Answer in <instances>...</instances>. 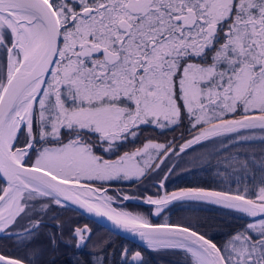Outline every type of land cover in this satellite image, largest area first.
<instances>
[{
  "label": "snow or ice",
  "instance_id": "1",
  "mask_svg": "<svg viewBox=\"0 0 264 264\" xmlns=\"http://www.w3.org/2000/svg\"><path fill=\"white\" fill-rule=\"evenodd\" d=\"M181 127L182 143L127 147ZM205 143L232 181L168 191L165 161ZM149 177L151 194L109 187ZM176 203L242 222L218 242L199 221L153 223ZM121 231L179 264H264V0H0V264H55L61 246L69 264H150Z\"/></svg>",
  "mask_w": 264,
  "mask_h": 264
},
{
  "label": "trees",
  "instance_id": "2",
  "mask_svg": "<svg viewBox=\"0 0 264 264\" xmlns=\"http://www.w3.org/2000/svg\"><path fill=\"white\" fill-rule=\"evenodd\" d=\"M153 130L156 129L146 128L144 136H141L140 138L144 139L145 136H150ZM158 131L164 134L165 140L167 139V141H171L173 140V138H176V142L180 141V136L182 133L185 136L188 134L184 127L175 129L172 132L170 130H166V131L158 130ZM170 133H174V135L171 137ZM138 143L140 142L136 141L135 145H137ZM135 145H131V147ZM216 148H217L216 145L208 147V145L205 143L186 150V152L183 153L184 156L181 157L182 162H179L177 164V166H179V169L181 170L172 171V173L169 176V180L166 183L167 189L170 191L173 189H179L182 187H191L196 185L205 186V187L212 186V187H216L218 190L220 188L226 187L227 183H230L233 178L232 177L225 178L224 176L215 175L217 169L214 166L216 165L217 159H221L222 157H217L215 155L212 156L208 155V153L215 151ZM224 155H227V153H224ZM195 157H197L198 160L194 163H191L190 161ZM219 172L223 173L224 169L220 168ZM118 184L121 183H116L110 185L109 187L117 188L116 186ZM128 184L137 185L129 182ZM232 186L235 187V184L233 183ZM125 206H128L131 209L142 207L146 209L147 212L150 210V206L139 202L135 203L133 201L125 202ZM170 208L171 210L168 212V219L170 221L191 220L193 223L199 221L201 229L209 230L212 233V236L210 238L215 239L217 242L223 238V235L226 231L230 230L231 228L237 227L242 222L230 211L210 204H200V203L174 204L170 206ZM69 217L73 218L74 223H81V224L88 223L96 233L106 234L109 231V229L104 227L103 225L95 221H92L87 217H80L78 216L77 213L71 210H66L62 213V218L67 219ZM76 218H80V220L77 221ZM152 218L153 221H159L156 218V216H152ZM113 239L115 241L116 246H119L121 244H126L131 248L141 250L149 260L150 264H179V261L182 259L179 252H173V251L153 252L150 250L146 251L145 246L136 243L117 233H113ZM9 251L13 252V250H9ZM61 251L52 254L55 259V264H69L72 250L67 248L66 250H61Z\"/></svg>",
  "mask_w": 264,
  "mask_h": 264
},
{
  "label": "rangeland",
  "instance_id": "3",
  "mask_svg": "<svg viewBox=\"0 0 264 264\" xmlns=\"http://www.w3.org/2000/svg\"><path fill=\"white\" fill-rule=\"evenodd\" d=\"M164 131H166V130H164ZM171 132L172 131H174V130H170ZM174 135V133H170V136L172 137ZM188 135V134H187ZM186 135V136H187ZM169 136V137H170ZM149 137H151V138H154V139H157L159 142H161V143H164L165 141L167 142V139L165 140V136H164V134L162 133V132H159L158 130H153V132H151V134H150V136ZM141 139V140H140ZM139 140H137V141H139L140 143H138L137 145H135V146H141L142 145V143L144 142V139H142V138H140ZM165 140V141H164ZM177 144H179V143H182V141L180 140V141H177L176 142ZM207 145H208V147H211V146H213L212 144H208V143H206ZM195 146H197V145H194L193 147H195ZM127 147H129V148H131V144L130 145H128ZM192 147V148H193ZM216 150H218L220 147H221V145H216ZM182 156H184V154L183 153H181L179 156H170V158L169 159H167L166 161H165V163H164V165L161 167V169H160V172H159V174L158 175H162L164 172H166L167 171V169L169 168V167H173V171H180L181 169H179V166H177V164L179 163V162H182V160H181V157ZM198 160V158L197 157H195V158H193L190 162L191 163H194V162H196ZM154 180H155V177H149V178H146V179H144L143 181H142V183L141 184H137V185H130V184H128V182H123V183H121V184H118L116 187L117 188H123L126 192H128L130 195H135V196H140L142 193H145L146 191L148 192V194H151V193H153V192H155L156 191V188H154L153 187V183H154ZM150 187H151V189H150ZM173 190H177V189H173ZM173 190H170V191H173ZM169 191V190H168ZM133 201V200H132ZM133 202H135V203H138V201H133ZM139 203H141V202H139ZM176 204H181V203H176ZM185 204V203H184ZM198 204V203H197ZM201 204V203H200ZM129 210H133V211H142V212H147L146 211V209H144V208H142V207H138V208H134V209H131L130 207H128V206H126ZM159 221H165V218H167L168 219V212H166V213H164V214H162V215H160L159 217H156ZM155 218V219H156ZM151 219H153L152 217H151ZM153 221V220H152Z\"/></svg>",
  "mask_w": 264,
  "mask_h": 264
},
{
  "label": "water",
  "instance_id": "4",
  "mask_svg": "<svg viewBox=\"0 0 264 264\" xmlns=\"http://www.w3.org/2000/svg\"><path fill=\"white\" fill-rule=\"evenodd\" d=\"M177 190H178V189H177ZM173 191H174V190H173ZM133 201L141 202L140 200H133ZM90 220L95 221V222H97V223L103 225L104 227L108 228L109 230L112 228L111 222L107 221V220L104 219V218L96 217V218H94V219H90ZM163 222H164V221H153V223H163ZM117 234L122 235V236H124V237H126V238H128V239H130V240H132V241H134V242H136V243H139V244L143 245L142 242L139 240L138 237H134V236H132V235L129 234V233H126V232H122V231H121V232H118ZM143 246H144V245H143Z\"/></svg>",
  "mask_w": 264,
  "mask_h": 264
},
{
  "label": "flooded vegetation",
  "instance_id": "5",
  "mask_svg": "<svg viewBox=\"0 0 264 264\" xmlns=\"http://www.w3.org/2000/svg\"><path fill=\"white\" fill-rule=\"evenodd\" d=\"M150 189H151V187H150ZM76 220L79 221L80 218H76ZM49 227H51V225H49ZM5 243H6L7 246H8V250H13V253H14V254H20V255L23 254V253H21V252H16L15 249L13 248V246L10 244V242L5 241ZM66 249H67V248H64L63 246H61V248H60L59 251H61V250H66ZM61 252H63V251H61Z\"/></svg>",
  "mask_w": 264,
  "mask_h": 264
}]
</instances>
